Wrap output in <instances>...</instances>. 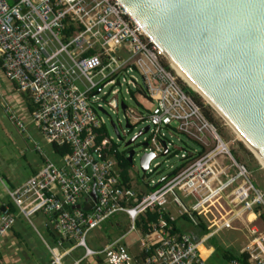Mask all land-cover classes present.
<instances>
[{
    "label": "built area",
    "instance_id": "2783aa9c",
    "mask_svg": "<svg viewBox=\"0 0 264 264\" xmlns=\"http://www.w3.org/2000/svg\"><path fill=\"white\" fill-rule=\"evenodd\" d=\"M0 78L29 97V122L43 140L70 149L56 160L32 141L40 167L17 186L0 181L19 214L46 215L70 241L64 249L61 241L48 246L49 264H102L99 257L104 264H208L199 244L243 229L246 239L235 252L246 253L248 264H264V190L119 0H0ZM134 106L143 109L140 115ZM2 109L13 125L27 131L28 121L14 105L6 102ZM119 110L122 131V120L109 115ZM110 119L125 139L148 126L136 143L156 158L139 180L129 169L131 179L124 182L116 170V142L125 139L104 135ZM138 122L144 126L138 128ZM156 209L159 223L142 233L137 221ZM162 211L170 220L186 214L195 225L201 215L207 232L194 236L171 232L170 226L160 229L159 224L166 225ZM117 213L126 215L127 231L101 249L90 248L91 231ZM249 214L254 222L246 219ZM13 222L5 205L0 236ZM132 234L136 246L124 242ZM79 248L81 254L66 263ZM228 263L243 264L237 258Z\"/></svg>",
    "mask_w": 264,
    "mask_h": 264
},
{
    "label": "water",
    "instance_id": "95a60500",
    "mask_svg": "<svg viewBox=\"0 0 264 264\" xmlns=\"http://www.w3.org/2000/svg\"><path fill=\"white\" fill-rule=\"evenodd\" d=\"M119 1L169 63L197 86L264 160V0ZM99 111L108 115L101 107ZM110 124L116 137L125 139L112 119ZM125 126L132 127L127 121ZM147 130L145 126L122 141L130 164L138 155L141 173L156 158L152 152H141L136 143ZM88 208L89 204L83 207Z\"/></svg>",
    "mask_w": 264,
    "mask_h": 264
},
{
    "label": "crops",
    "instance_id": "0c3cea01",
    "mask_svg": "<svg viewBox=\"0 0 264 264\" xmlns=\"http://www.w3.org/2000/svg\"><path fill=\"white\" fill-rule=\"evenodd\" d=\"M6 102L14 105L19 114L22 115L26 121H28L27 131L21 132L19 130V132L25 133L31 142L37 141V137L36 140L34 137L38 131L29 122L31 101L29 102L26 94L17 92L12 82L2 78L0 79L1 108L2 104ZM30 128H32L34 131H30ZM29 137H31V139ZM48 147V144L46 147H44L46 152H49ZM29 151L30 149L26 147L24 148V151H20L21 156L25 159L22 165L24 168L29 170L27 173L20 171L14 165L9 166L10 164H7L5 161L0 162V172L8 183V186L13 187L19 185L40 167L42 163L41 156L35 151L34 147L32 152ZM26 152L29 153V156H26ZM9 203L10 198L8 195H6L4 188L0 185V216L2 214L1 207ZM12 215L14 216L13 224L5 232V234L0 236V264H49L50 261H47V258L51 260V255L48 254V246L56 245L57 241H61L62 249L67 248L70 245V241L67 238L62 237L57 233L46 215L39 212H36L29 217H25L18 212L12 213ZM33 217L35 218L37 225L33 223L31 219ZM114 217H119L122 220L128 221L126 215L123 213H117L113 216V218ZM196 218L198 223L203 222L205 225L206 221L201 215H197ZM246 219L248 221H255V217L251 214H249ZM256 221L259 222V218H257ZM181 223L183 225L184 231H186L185 226L187 225L183 224V221ZM258 224L260 227H263L262 222ZM127 229L128 227L122 234L115 235L113 238L109 239L108 242L123 235ZM216 236L217 235H214L213 237ZM124 242L127 244L131 242L134 243V241H131L130 239H124ZM133 243L132 246H134ZM207 245L208 246H203L200 244L199 250L201 251L202 256L206 257L207 263L212 264L209 261L211 259L209 253L211 254L214 251V247L209 243H207ZM227 249L235 251L230 247H227ZM79 254L81 253L76 251L67 256L66 263L70 262L73 256ZM213 260L216 262V264H221L223 262L221 258H213Z\"/></svg>",
    "mask_w": 264,
    "mask_h": 264
},
{
    "label": "rangeland",
    "instance_id": "374dc122",
    "mask_svg": "<svg viewBox=\"0 0 264 264\" xmlns=\"http://www.w3.org/2000/svg\"><path fill=\"white\" fill-rule=\"evenodd\" d=\"M202 101L204 102L206 109L208 107L211 109V107L203 99H202ZM133 105L134 104H130V106H133ZM134 108H135V111L137 112V115H140L143 111V109L139 106H134ZM212 112H213V115L215 116V118L218 119V122H219L220 128H221V132L219 130L218 131L221 134V136L223 137L224 141L227 142V145H228L230 151H232V153H233V151H236L237 154L242 156V154H243L242 150H244V149H242V147H240V145L238 144L239 142H241L239 140V138L233 133L231 128L226 124V122L221 117L217 116L213 110H212ZM109 115H111V117L115 121H117V118L122 120L119 124V130L122 131V129H124V120H123L122 111L119 110L117 115L109 112ZM136 125L138 128H141L144 126V124H142L140 122H138ZM105 127L108 131V134L113 136L114 132H113L109 122L106 123ZM30 131H34V130L32 128H30ZM121 134L124 136L123 132H121ZM129 135H130V133H129ZM36 137H37V141L40 144L41 148L42 147L44 148L47 146V143L43 140V138L41 137V135L38 132L36 133V136L34 137L35 140H36ZM124 137L126 138V136H124ZM140 140H141V137L138 139V142ZM114 141H115V139H114ZM116 143L118 144L120 150H122L123 149V143L122 142H116ZM48 145H49L48 148L50 151V148H51L50 144H48ZM25 147L30 149L29 152H32L33 143L27 138L25 133H20L19 128H17L15 125H13L10 122V120L5 116L3 109L1 108V105H0V162L5 161L7 164H10L9 166L14 165L20 171L27 173L29 170L27 168L23 167L22 163L25 161V159L21 156V153H20L21 150L24 151ZM244 147H245V145H244ZM139 150L140 149L136 147L135 151L139 152ZM46 153L50 158H52V156L49 154V152H46ZM26 156H29V153L26 152ZM173 157H174L173 161H176L178 159L174 155H173ZM157 160L162 161V158H158ZM241 162L244 163L247 166V168L251 171L254 182L264 190V167L262 166L263 167L262 168L259 165V163H258L259 166H257L254 163V167H253L252 164H248V162H246L244 160ZM133 164H134V166L130 167L131 174L133 176H141L142 173H141L140 168H139L138 156H134ZM161 166H164L163 162H162ZM0 178H1L0 181H3L5 184H8L1 172H0ZM0 185L2 186V182H0ZM31 219H32L33 223L37 225L35 218L33 217ZM259 222H260V219H259ZM106 223L107 222H104L98 228L91 231L90 236L87 239V245L90 248H93L95 250L101 249L106 243H108L109 237L113 238L115 235H117L115 228L113 226H111V227L107 226ZM245 224H246V222H245ZM114 230H115V232H114ZM243 231H245V229H243ZM243 231L239 232V231L233 230V231L220 232V233H218V237L216 236L213 238H216L222 244L224 249H227V246H228V247H231L234 250L238 251L239 248L241 247L240 243H241L242 239L243 238L246 239ZM126 239H130L131 241H134V243L131 242L130 244L133 243V245L136 246V236L134 234L128 235V237ZM233 239L235 240L236 245L229 244L233 241ZM204 245L208 246L207 243H205ZM76 251L81 253L82 249L79 248ZM209 261L212 264H216V262L213 260L212 257ZM227 263L225 261H223L221 264H227Z\"/></svg>",
    "mask_w": 264,
    "mask_h": 264
},
{
    "label": "trees",
    "instance_id": "16d2710c",
    "mask_svg": "<svg viewBox=\"0 0 264 264\" xmlns=\"http://www.w3.org/2000/svg\"><path fill=\"white\" fill-rule=\"evenodd\" d=\"M184 89L196 100V102L202 107L207 118L210 121H212L217 126L218 130L221 132V128H220V124L218 122V119L215 118L212 110L209 107L207 109L205 108V104L202 101V99L200 98V96L198 94H196L195 92H193L190 88H188L185 85H184ZM28 100L30 102L29 97H28ZM30 105H31L30 109H32L33 105L31 104V102H30ZM103 133H104V135L108 134V131H107L105 125L103 126ZM102 137H103V135L98 136V140L101 139ZM238 144L245 151L242 150L243 151L242 156L237 154L236 151H233V155L238 160H241V161L244 160V161L248 162V164H252L253 167H254V163L257 166H259L256 158L253 156V154L249 150H247L244 147L243 143L239 142ZM50 147L51 148H50L49 154L52 156L53 159H56V160L59 156L63 155L65 152H69V150H70L69 146L67 144H62V145L50 144ZM113 147H114V149H116L115 144H113ZM114 157L117 161L116 170H118L120 172L121 178L124 180V182H129L131 177L129 175L128 170L130 169L131 166H130L129 161L127 160V158L125 156V151L122 152L120 150H116L114 152ZM136 179L139 180L140 177L136 176ZM7 206H8V211L10 213L17 212L16 207L13 205V203H11V201L9 204H7ZM162 218L165 220L166 225L163 226V225L159 224L157 227L160 229H162V227L167 228L168 226H170L171 232L184 231L183 225L181 223L183 221L184 222L183 224L187 225V226H185L186 231H190L194 236H199V235H202V234L207 232V229H206L203 222H199L198 224L194 225L186 214L178 216L177 218H174V220H170L169 213L166 211H162ZM106 222H107L106 223L107 226H109V227L113 226L115 228L118 235L122 234L126 230V228L129 226L128 221L122 220L119 217H114V218L111 217ZM151 223H153V224L159 223V214H158L157 209L154 211H146L144 216L141 215L139 220L137 221V226L142 233H145L146 231H148V229H150ZM115 230H114V232H115ZM109 239H111V237H109ZM207 243L211 244L214 247V251L211 254L209 253V255L212 258H221L226 263L229 262V260L232 258H237L243 264H248V262H247L248 256L246 253L240 254L238 252H234L231 249H224L222 244L216 238H213V237L210 238ZM48 254H49V252H48ZM47 261H50V259L47 258ZM97 261L104 264L101 257H99Z\"/></svg>",
    "mask_w": 264,
    "mask_h": 264
},
{
    "label": "bare ground",
    "instance_id": "6f19581e",
    "mask_svg": "<svg viewBox=\"0 0 264 264\" xmlns=\"http://www.w3.org/2000/svg\"><path fill=\"white\" fill-rule=\"evenodd\" d=\"M171 61V60H170ZM172 62V61H171ZM170 65L172 66V68L174 69V71L176 72V74L181 77V79L186 82V84H188L193 90H195L196 92H198L201 95V98L211 107V109L215 112V114L219 117H221L226 124L231 128V130L233 131V133L241 140H243L244 144L253 151V153L256 155V157L258 158L259 162L261 163V166L264 167V160L255 152V150L244 140V138L234 129V127L227 121V119L225 118V116H222L221 113L219 112V110L211 103V101L197 88L196 85H194L180 70L179 68L172 62ZM262 167V168H263ZM200 247V244H199Z\"/></svg>",
    "mask_w": 264,
    "mask_h": 264
},
{
    "label": "flooded vegetation",
    "instance_id": "af4514ba",
    "mask_svg": "<svg viewBox=\"0 0 264 264\" xmlns=\"http://www.w3.org/2000/svg\"><path fill=\"white\" fill-rule=\"evenodd\" d=\"M120 151L124 152L125 150H124V149H122V150H120Z\"/></svg>",
    "mask_w": 264,
    "mask_h": 264
},
{
    "label": "clouds",
    "instance_id": "9594fccd",
    "mask_svg": "<svg viewBox=\"0 0 264 264\" xmlns=\"http://www.w3.org/2000/svg\"><path fill=\"white\" fill-rule=\"evenodd\" d=\"M49 252V251H48ZM49 255H50V253H49Z\"/></svg>",
    "mask_w": 264,
    "mask_h": 264
}]
</instances>
